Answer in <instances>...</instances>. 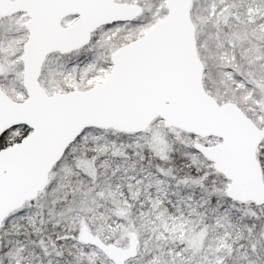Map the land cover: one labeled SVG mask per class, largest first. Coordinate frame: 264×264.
<instances>
[{
	"label": "snow or ice",
	"instance_id": "6c2138e0",
	"mask_svg": "<svg viewBox=\"0 0 264 264\" xmlns=\"http://www.w3.org/2000/svg\"><path fill=\"white\" fill-rule=\"evenodd\" d=\"M0 264H264V0H0Z\"/></svg>",
	"mask_w": 264,
	"mask_h": 264
}]
</instances>
